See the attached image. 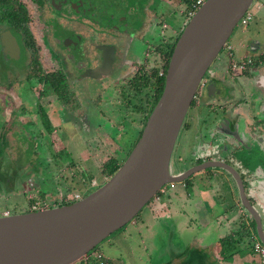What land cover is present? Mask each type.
Listing matches in <instances>:
<instances>
[{
	"label": "flooded vegetation",
	"instance_id": "obj_1",
	"mask_svg": "<svg viewBox=\"0 0 264 264\" xmlns=\"http://www.w3.org/2000/svg\"><path fill=\"white\" fill-rule=\"evenodd\" d=\"M195 1L0 0V97L3 98H0V108L10 106L9 112H6L8 117L4 113L5 110L1 112L2 118L0 117V125L6 129L0 132V173L4 163L19 160L24 152L21 140L10 129L17 131V124L24 125L36 119V114H18L25 106L29 107L28 103L22 102L19 94L37 98L40 102L37 111L40 115H46L42 118L45 121L43 126L48 137L52 138L50 146L46 149V163L44 166H38L39 168L35 166L36 173L34 169L28 170L34 165L32 160L37 158V149L33 148L30 160L21 163V170L26 169L27 176L35 177L36 180L38 174L42 176L40 179H43L47 170L56 163L57 156H64L61 152L67 146L56 150L54 141L57 138L63 142L65 125L71 126L72 132L67 133L70 136L72 133L76 134L81 127L79 139L84 145L88 144L82 129L89 125L83 113L86 99L95 103V108H99L104 94L105 97L108 96L110 103L118 97H123V101H120L125 107L122 118L128 114L133 115L134 127L138 128L139 134L147 113L152 110L153 98L157 95L160 80L165 76L170 51L172 52L180 33L189 21V9ZM262 1L263 3L252 0L236 24L244 34L247 33L243 37L238 34L239 37H235L237 49H241L242 54L239 53L235 57L230 53L232 45L228 38L223 46V54L218 55L204 73L189 106L194 105L197 110L195 106L199 103L207 105L214 111L212 125L222 120L226 123V127L222 128L231 136L234 135V138L242 140L241 144H238L232 137L226 136V144L223 145L210 142L200 133L198 144L192 151L196 162L192 166L210 159L222 160L231 165L241 176L246 195L252 205L257 199L261 202L259 190L264 187V166L250 171L233 156L232 151L240 146L253 147V150L264 158V39L247 32V27L258 12L260 14L255 19L263 23L261 28L264 29V0ZM251 93L254 97L247 99ZM11 102L14 106L10 105ZM62 114H65V117ZM109 118L108 123L114 122ZM191 118H188L186 124L184 119L181 127L184 125L186 128ZM52 124L60 130L59 136L55 133L56 130L51 128ZM244 131L256 137L248 140ZM213 132L210 131L209 134L212 135ZM178 138L179 134L175 145ZM72 141L73 139L68 137L67 144ZM220 144L222 147H219ZM13 145V148L21 149L15 157L9 153ZM35 145L38 144L34 143L33 146ZM224 150L228 153H224ZM118 155L119 158H114L119 161L124 159V152L119 151ZM71 161L72 158L68 162ZM40 162L43 160L40 159ZM209 171H212V168H206L196 174ZM81 172L90 170L84 168ZM10 174L11 178L0 176V182L2 186L6 185L12 189L18 180L14 172ZM101 174L103 175L102 168ZM193 175L195 174L187 180ZM49 177L51 178L50 174ZM87 177L83 175L79 177V181ZM63 183L66 184L65 181ZM96 183L99 182L96 180ZM22 185L23 183L20 186ZM39 185L28 188L26 195L30 194L31 197L26 199L27 211L76 201L73 199L74 194L79 193L83 197L87 190L94 188L89 185L81 193L67 185L62 189L58 188L55 197H51L49 192L43 189L45 182ZM35 193H38L35 195L36 200L33 196ZM236 194L239 199L237 191ZM240 205L248 217H244V222L250 224L254 237L252 239L264 245L257 237L254 217L241 202ZM255 207L264 227V216L258 210L259 206ZM9 214L8 210H4L1 215ZM235 245L239 247V241Z\"/></svg>",
	"mask_w": 264,
	"mask_h": 264
},
{
	"label": "water",
	"instance_id": "obj_2",
	"mask_svg": "<svg viewBox=\"0 0 264 264\" xmlns=\"http://www.w3.org/2000/svg\"><path fill=\"white\" fill-rule=\"evenodd\" d=\"M251 2L204 0L180 33L161 94L120 166L70 204L1 215L0 264H73L130 222L163 186L186 182L192 174L210 167L221 168L234 180L240 202L254 217L257 237L264 244V227L255 207L264 216V187L259 190L261 202L255 200L253 206L239 173L222 160L210 159L176 173L170 169L179 130L201 78ZM215 127L211 136L223 137H217L218 143L225 145L227 136L241 144L242 140L223 129L224 121L216 122ZM244 132L248 140L256 137Z\"/></svg>",
	"mask_w": 264,
	"mask_h": 264
},
{
	"label": "rangeland",
	"instance_id": "obj_3",
	"mask_svg": "<svg viewBox=\"0 0 264 264\" xmlns=\"http://www.w3.org/2000/svg\"><path fill=\"white\" fill-rule=\"evenodd\" d=\"M259 2L263 3L262 0H259ZM259 14L260 13L258 12L253 20H251L249 26L247 27V32L249 34H254L255 37H259L263 40L264 29L261 28L263 23L255 19ZM237 34L240 37H243L247 33L244 34V31L236 26L228 39L232 45L230 53L235 57L239 53L242 54V50L237 49L238 45L237 40L235 39ZM239 36H237V38ZM224 49L225 48H223L218 55L221 56ZM77 87L79 86L77 85ZM254 88L255 87L253 86V89ZM249 89L252 91V87L250 88L249 86ZM105 95L106 94L103 95L104 99L100 100L99 108H95V103H92L88 99H86L87 103L85 104L84 102L83 104V113L89 125L82 129L86 134L88 146L84 145L79 139L78 133L81 127L76 131V134L72 133V136L69 134L68 136L67 133H71L72 129L69 124L65 125L66 134L62 137L63 142H61V140L59 141L57 138L54 141L56 150L62 146H67L61 152V154L64 156H57L56 163L53 162L54 164L51 166L50 170H47L43 179L41 180L40 178L42 176L38 174L39 176H36V180L35 177L27 176L26 169L21 170V163H25V160H30L29 158L31 157L33 148L37 149V158L32 160L34 165L30 166L28 170L30 171V169H34V172L36 173L37 168L35 169V166H44V163H46V149L48 146H50L52 138L48 137L43 126L45 123L43 119L46 117V115H40L37 111V105L40 102L35 96H25L19 94L22 102L28 103L29 107L25 106L21 112H18V114L22 112L25 113L23 115L36 114V119L31 123H25L24 125L17 124V131L9 128L11 131H14L13 134L18 136L19 140H21L23 144L21 147H23L24 152L23 155L19 157V160H13L7 164L4 163V165L1 167L2 171L0 176H8L11 178L10 173L14 172V174H16L15 178L17 177L18 182L12 189L6 185L2 186L0 182V215L4 210H8L10 214L27 211L28 200L26 199L28 196L31 197L30 194H28V196L26 195V193H28V188L38 187L39 184L44 182L45 186L43 189L48 191L51 197H55L54 195L56 194V190L58 188L62 189L67 185H70V189L72 190H78L81 193L84 192L89 185L88 182L84 184L83 181H79V177H83V175L85 177H87L89 174L93 175L92 178H95L99 184H102V180L104 178L101 174L102 167H100V165L106 159H108V157L119 158V151L124 152L123 158H126V154L129 153L130 149H132L133 144L138 136V128L134 127L135 124L133 123V115L128 114L125 118H122V111L125 112V110H123L125 107H123L122 102L120 101H123V97H118L116 100L110 103L108 96L105 97ZM253 97L254 95L251 93L247 99H252ZM81 103H83L82 100ZM10 105L14 106L13 102H11ZM195 107H197V110L194 108V105L189 107L184 118L185 124L190 116L192 117L191 121L190 123H187L186 128L184 125L181 127L178 141L173 149L170 161V169L173 173L185 170L196 163L194 161L192 151L198 144L200 133H203L207 140L214 143L219 142L220 138L217 137H222V135L217 134L215 135V138L209 134L210 131H214L213 133H215V123L213 125L211 123L214 111L210 110L207 105H202L200 103ZM8 108H0V117L1 112L4 110L6 117H8L6 113L7 111L9 112ZM62 115L65 117V114ZM109 117L114 120V122H110L112 124L108 123L107 121L110 119ZM24 118H27V116H24ZM11 127L13 128L15 126ZM4 128L5 126L0 125V132L6 131ZM51 128L54 131L56 130L55 133L59 136L60 130L58 131L54 124H52ZM68 137L73 139V141L69 144H67ZM109 137L114 141H112ZM40 142L42 143L41 145ZM34 143H37L38 145L33 146ZM14 146L15 145H13L9 151L13 157L16 156L17 152L20 153L21 150L20 148H13ZM253 149V147L247 148L245 146H240L232 151L233 156L240 160L245 167L249 168L250 171H255L259 166H264V158H261V155H258ZM224 153L227 154V150H224ZM71 158L73 161L69 163L68 161ZM40 159H42L43 162H40ZM84 168L86 170H90V172H81ZM210 168H212V172L216 174L215 177L207 178L203 173L195 174L187 180V189L183 187L180 182L174 183V187L172 188V183L166 184L165 186L168 188V191L162 195L163 199H165L166 196H169L170 194L172 195V193H177V195H180V191L182 190L192 191L191 193L193 194L196 188L201 190L204 187L206 188V186L209 187V184L215 183H221L220 187H223L222 190L223 193H225L228 190L227 184L222 183V179L225 177L230 182V184H232L233 191H237L234 180L228 176L227 172L221 168ZM221 173L224 175H221ZM49 174L51 178L49 177ZM20 180L22 181L20 182ZM64 181L66 184L63 183ZM22 183L24 186H20ZM93 189L94 188L90 189V191ZM185 193L186 192H184V195H186ZM37 194L38 193H35L33 195L35 200L37 199L35 197ZM217 195H221L224 197V199H228L226 198L227 196H225V194L221 193V191H219ZM221 200H219V203ZM154 203V199L152 198L146 205L142 207V209L134 216V218L127 223L124 228L108 236L100 244H98L97 248L100 249V252L103 254L105 259L110 261L111 264H165L163 261L165 260L164 258H166L165 255L167 253L169 254L171 252V254H173V252L179 251L177 255L172 257V261H168L167 264H184L188 258L189 260L187 264H202L200 259L192 260L191 257L194 256H191L190 254L197 251L195 246L203 248L207 247L210 249V251H213V245L216 243L217 232L212 231L211 234H208V230H205L207 227H201L200 224H198L197 217H195V219L193 218V220L196 221L195 225L190 226L189 229L183 230H181L178 225H176L179 224V222L176 223V218L175 220L169 219L166 221L157 220L156 216H154L156 210ZM198 207H200L199 210L201 213H203L204 216H207V203L201 204ZM214 207L217 212L220 211L218 208L219 204L214 205ZM211 213L212 211H208L210 218L213 214ZM190 215L195 216L194 214ZM192 241H195L194 245L192 244ZM249 245L250 243L248 239L245 241L243 246L239 247V252H236L237 256L244 258L247 256V254L253 253L252 248H250ZM200 251H202V249ZM234 251L235 250L233 247L230 249L225 248V255H227L225 256V260H227V263L229 264H231L233 261ZM253 262L254 260L252 258V260L245 261L244 264H252Z\"/></svg>",
	"mask_w": 264,
	"mask_h": 264
},
{
	"label": "crops",
	"instance_id": "obj_4",
	"mask_svg": "<svg viewBox=\"0 0 264 264\" xmlns=\"http://www.w3.org/2000/svg\"><path fill=\"white\" fill-rule=\"evenodd\" d=\"M203 174H205L207 178L216 176V174L212 171ZM221 175L224 174L221 173ZM222 183L227 184L228 190L225 193H223V187H220L221 183H215L209 184V187L206 186V188L204 187L201 190L196 188L193 193L194 195L191 193L192 191L182 190L180 191V195L172 193V195L170 194L163 199L162 195L168 191V188L164 186V191L160 192L159 195L153 198L155 202L154 207L156 209L154 216H156L157 220L166 221L169 219L175 220L176 218V223L179 222V224H175L183 230L189 229L190 226L195 225L196 221H194L193 218L195 219V217H197L198 224H200L201 227L206 226L208 228H205V230H208V234H211L212 231L217 232L216 243L213 245V251H210L207 247L203 248L195 246L197 251L190 254L191 256H194L191 257L192 260L200 259L202 264H229L227 263V260H225L224 255L226 254L225 248H230L228 246L224 247L221 244V240L226 237H231L232 241H236V243L239 241V247L243 246L245 241L249 239V247L252 248L253 235L250 230L251 227L250 224H246L244 222V217H248L244 214V210L242 211L237 194L233 191L232 184H230L226 177L222 179ZM180 184L187 189V183L180 182ZM172 187H174V183L171 188ZM218 190L221 191L222 194H225L228 199H224L221 195H217L219 192ZM184 192H186V195H184ZM219 200H221L220 203ZM204 203H207V216H204V214L199 210L200 207H198ZM218 204L220 211L217 212L214 205ZM208 211H212L213 213H211V218ZM190 214H194L195 216ZM180 216H184L183 218L185 219ZM194 243L195 241H192L193 245ZM198 248L200 250L202 249V251ZM178 253L179 251L173 252V254H171V252L169 254L167 253L163 263L167 264L168 261H172V257ZM252 258L254 260L253 253L247 254L246 257L242 258L237 256L235 252L233 253V261L231 264H244L245 261L252 260ZM188 260L184 264H187Z\"/></svg>",
	"mask_w": 264,
	"mask_h": 264
},
{
	"label": "trees",
	"instance_id": "obj_5",
	"mask_svg": "<svg viewBox=\"0 0 264 264\" xmlns=\"http://www.w3.org/2000/svg\"><path fill=\"white\" fill-rule=\"evenodd\" d=\"M170 53H171V51H170ZM170 53H169V55H170ZM167 66H168V65H166V68H167ZM163 84H164V77L160 80V85H159V88H158L157 95H155L154 98H153V105H152V108H153L154 104L156 103L157 99L159 98V96H160V94H161V91H162V89H163ZM148 115H149V113H147V116L145 117L144 123H145V121H146ZM143 126H144V125H143ZM142 128H143V127H142ZM142 128L139 130V134H138V136H137L135 142H136L137 139L139 138L140 133H141V131H142ZM135 142H134V144H135ZM134 144H133V145H134ZM130 150H131V149H130ZM127 154H128V153H127ZM127 154H126V156H127ZM123 160H124V159H123ZM123 160L119 161L118 159H116V158H114V157H110V158L107 159L105 162H103V164H102V173H103V176L105 177V178H104L105 180L108 179V178L114 173V171L120 166V164L122 163ZM91 179H93L92 176H88L87 179H83L82 181L84 182V184H85L86 182H88V185H89ZM185 183L188 184L187 181H186ZM67 190H68V189H67ZM69 190H70V189H69ZM89 191H90V189L87 190L86 193H88ZM86 193H85V194H86ZM159 194H160V190L157 192L156 196L159 195ZM72 202H74V201H72ZM72 202H68V203H66V204H70V203H72ZM126 225H127V224H125L124 226H122L121 228H119L118 230H116L115 232L121 230V229L124 228ZM115 232H113V233H115ZM113 233H112V234H113ZM112 234H110V235H112ZM110 235H109V236H110ZM221 244H222V246H224V247H226V246H228L229 248H232V247H233L234 250H235L234 253H235V252H239V248H238V246L235 245V244H236V241L233 242L232 239H231V237L223 238V239L221 240ZM97 246H98V245H97ZM97 246H95V248H93V249H92L91 251H89L85 256H83L80 260L76 261V262L73 263V264H84L85 262H88V264H111L110 261H108V260L105 259V257L103 256V254L100 252V249L97 248ZM97 253H101L102 256H101V257H97V256H96ZM225 256H227V255H224V258H225Z\"/></svg>",
	"mask_w": 264,
	"mask_h": 264
},
{
	"label": "built area",
	"instance_id": "obj_6",
	"mask_svg": "<svg viewBox=\"0 0 264 264\" xmlns=\"http://www.w3.org/2000/svg\"><path fill=\"white\" fill-rule=\"evenodd\" d=\"M203 2H204V0H196L195 2H193L191 8L189 9L188 19H190L195 14L197 9L201 6V4ZM102 181L104 182L105 179H103ZM89 185H91L95 188V187L99 186L100 184L96 183V180L93 178L90 180ZM163 191H164V186L160 189V192H163ZM80 198H82V197L80 196L79 193H76L73 195L74 200H78ZM257 202L259 203L258 200H257ZM252 251H253V255H254V262L252 264H264V245H262L258 240H253L252 241ZM96 256L101 257L102 255H101V253H97ZM84 264H88V262H85Z\"/></svg>",
	"mask_w": 264,
	"mask_h": 264
}]
</instances>
